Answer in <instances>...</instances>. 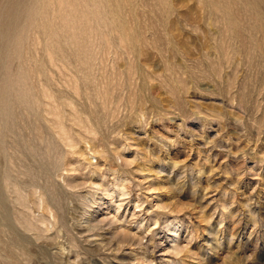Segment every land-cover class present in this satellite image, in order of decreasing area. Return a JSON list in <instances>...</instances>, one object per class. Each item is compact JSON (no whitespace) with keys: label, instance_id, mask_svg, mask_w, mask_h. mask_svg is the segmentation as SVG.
I'll use <instances>...</instances> for the list:
<instances>
[{"label":"rangeland","instance_id":"374dc122","mask_svg":"<svg viewBox=\"0 0 264 264\" xmlns=\"http://www.w3.org/2000/svg\"><path fill=\"white\" fill-rule=\"evenodd\" d=\"M255 1L0 0L1 264H264Z\"/></svg>","mask_w":264,"mask_h":264},{"label":"bare ground","instance_id":"6f19581e","mask_svg":"<svg viewBox=\"0 0 264 264\" xmlns=\"http://www.w3.org/2000/svg\"><path fill=\"white\" fill-rule=\"evenodd\" d=\"M157 1H158V0H157ZM160 1L162 2V0H160ZM210 1H211V0H210ZM215 1H216V0H215ZM256 1H257V0H256ZM256 1H255V2H256ZM161 2H160L159 4H161V5H162V4H165V0L163 1L164 3H163V2L161 3ZM166 2H167V0H166ZM251 2H252V1H251ZM167 3H168V2H167ZM212 3H213V2H212ZM212 3H211V4H212ZM111 4H112V3H111ZM155 4H156V3H155ZM252 4H254V3H252ZM9 5H10V4H9ZM9 5H8V7H9ZM166 5H167V4H166ZM157 6H158V5H157ZM162 6H164V5H162ZM167 6H168V5H167ZM225 6H226V5H225ZM159 7H160V5H159ZM164 7H165V6H164ZM164 7L161 8L162 11H163ZM169 7H170V5L168 6V8H169ZM165 8H166V7H165ZM225 8H226V7H225ZM254 8H255V7H254ZM222 9H223V8H222ZM21 10H22V9H21ZM167 10H168V9H167ZM226 10H227V9H226ZM254 10H255V9H254ZM2 11H3V10H2ZM9 11H10V10H9ZM10 12H12V11H10ZM164 12H165V9H164ZM166 12H167V11H166ZM258 16H259V15H258ZM11 17H13V16H11ZM19 17H20V16H19ZM15 18H16V17H15ZM13 19H14V18H13ZM42 23H43V22H42ZM11 29H12V28H11ZM1 36H2V35H1ZM132 37H133V36H132ZM1 40H2V39H1ZM1 40H0V41H1ZM0 50H1V49H0ZM14 202H15V201H14ZM23 207H24V206H23ZM15 209H16V208H15ZM24 209H25V208H24ZM15 212H16V211H15ZM22 213H23V212H22ZM24 226H25V225H24ZM8 242H9V241H8ZM16 243H17V242H16ZM21 243H22V242H21ZM22 244H23V243H22ZM0 245H1V244H0ZM2 245H4V244H2ZM18 245H19V243H18ZM8 246L10 247L9 244H8ZM14 247H15V246H14ZM21 248H22V247H21ZM17 249H18V248H17ZM19 249H20V248H19ZM22 249H24V248H22ZM2 250H3V249H2ZM11 250H12V249H11ZM26 251H27V250H26ZM16 262H17V261H16ZM2 263H3V262H2ZM0 264H1V263H0Z\"/></svg>","mask_w":264,"mask_h":264}]
</instances>
